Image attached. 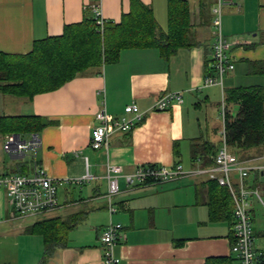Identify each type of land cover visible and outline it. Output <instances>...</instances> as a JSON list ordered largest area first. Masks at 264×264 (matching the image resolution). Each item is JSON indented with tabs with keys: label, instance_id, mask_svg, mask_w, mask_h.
<instances>
[{
	"label": "crops",
	"instance_id": "crops-1",
	"mask_svg": "<svg viewBox=\"0 0 264 264\" xmlns=\"http://www.w3.org/2000/svg\"><path fill=\"white\" fill-rule=\"evenodd\" d=\"M140 1L165 31L168 0ZM184 1L193 45L179 48L167 60L156 48L126 49L117 63L88 69L29 100L1 94L0 116L41 118L36 161L56 182L57 206L42 214L15 216L0 188V264H103L100 232L108 223L122 225V237L113 247L117 264H204L209 257L237 258L230 250V219L222 213L226 196L232 204L226 188L204 174L135 185L123 178L144 165L180 164L184 171L212 166L213 159L208 163L200 153L204 144L217 150L221 143L219 97L230 89L264 87V0H222L221 31L234 67L223 75L221 87L203 85L212 42L211 9L217 0ZM95 5L104 21L118 22L130 0H0V52L28 53L34 41L60 35L64 25L94 18ZM174 92L181 94L182 102L153 110L160 95ZM130 103L144 119L129 131L112 132L106 146L92 149L95 113L104 108L113 116H124ZM235 106L229 104L228 109ZM28 134L20 136L28 139ZM230 151L260 167L250 174L249 183L264 192L263 148ZM27 161L31 158L11 160L4 153L0 175L30 174ZM111 165L122 170L119 191L111 197L114 212H109L105 197ZM86 175L89 181H76ZM251 216L256 264H262L264 217L256 202ZM52 219L65 228L62 244L46 255L43 235L28 229Z\"/></svg>",
	"mask_w": 264,
	"mask_h": 264
},
{
	"label": "trees",
	"instance_id": "trees-1",
	"mask_svg": "<svg viewBox=\"0 0 264 264\" xmlns=\"http://www.w3.org/2000/svg\"><path fill=\"white\" fill-rule=\"evenodd\" d=\"M191 39L190 12L186 1L168 0L164 31L159 28L149 6L140 0H130L128 12L123 13L118 22H103L101 31L94 18H84L78 23L64 25L58 36L34 41L28 53L0 52V94L29 100L37 94L58 89L88 69L117 63L122 50L156 48L167 60L179 48L191 47ZM224 99L228 147L234 152L258 146L264 150V87L230 89ZM229 104L237 105L235 116L231 115ZM41 128V118L37 116H0L1 137L10 133L37 132ZM206 145L200 154L209 163L216 150L213 145ZM25 165L29 166L31 162L27 161ZM222 203V213L231 224L233 205L230 198L226 196ZM64 228L63 223L58 224L56 219H52L37 222L28 231L43 235L44 253L47 255L53 247L62 244ZM235 260L237 258L232 256L209 257L204 264H233ZM260 261L264 264V258Z\"/></svg>",
	"mask_w": 264,
	"mask_h": 264
},
{
	"label": "built area",
	"instance_id": "built-area-1",
	"mask_svg": "<svg viewBox=\"0 0 264 264\" xmlns=\"http://www.w3.org/2000/svg\"><path fill=\"white\" fill-rule=\"evenodd\" d=\"M222 0H217L212 7V42L210 59L206 63V74L203 85L222 86L223 75L233 70V60L227 54L229 44L221 31ZM94 20L101 31L105 22L99 15L98 6H94ZM173 102H182L178 92L160 95L153 106L155 111L166 110ZM225 112L224 98L220 103L221 129L219 136L221 143L213 157V165L207 168L184 171L180 164L170 166L144 165L135 169L132 174H125L123 178L129 185L163 183L174 180L184 175L204 174L209 180L228 190L232 199L231 232L233 241L230 250L239 259V264H256L257 256L253 249L252 230V206L256 202L263 212L264 217V192L256 185L249 183L250 174H256L260 170L258 166H251L241 161L230 151L225 139ZM124 116H113L100 109L94 119L98 124L93 128L90 147L94 150L106 146L110 134L116 130L129 131L144 119L135 103L124 107ZM40 146L38 134L30 132L28 139H22L15 133L3 136V152L11 160H23L31 158V173L28 175L6 173L0 175V188H3L8 197L12 213L15 216L37 215L53 210L57 206L56 182L49 176L44 168L36 161V152ZM121 168L117 165L107 167V193L105 197L109 203V212L116 209L111 205V197L118 193V177L121 176ZM88 175L77 182H87ZM122 237V225L120 223H108L100 232L102 243V263L117 264L119 258L113 255L114 245Z\"/></svg>",
	"mask_w": 264,
	"mask_h": 264
},
{
	"label": "rangeland",
	"instance_id": "rangeland-1",
	"mask_svg": "<svg viewBox=\"0 0 264 264\" xmlns=\"http://www.w3.org/2000/svg\"><path fill=\"white\" fill-rule=\"evenodd\" d=\"M1 96H2V95L0 94V98H1ZM3 98H13L12 100H15L14 97L9 96V95H6V96L3 95ZM3 100H4V99H3ZM218 101H219V103H221V101H222L221 96L219 97V100H218ZM229 110H230V112H231V115H232V116H235V115L237 114V112H238V107H237V106H235V107H231V108H229ZM22 139H27V137L23 136ZM2 142H3V139L0 138V157H1V158H3V154H4L3 151H2V150H3V148H2ZM2 153H3V154H2ZM1 158H0V159H1ZM4 160H6V156H5V155H4Z\"/></svg>",
	"mask_w": 264,
	"mask_h": 264
},
{
	"label": "water",
	"instance_id": "water-1",
	"mask_svg": "<svg viewBox=\"0 0 264 264\" xmlns=\"http://www.w3.org/2000/svg\"><path fill=\"white\" fill-rule=\"evenodd\" d=\"M16 137H18V134H16Z\"/></svg>",
	"mask_w": 264,
	"mask_h": 264
}]
</instances>
